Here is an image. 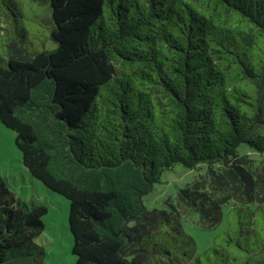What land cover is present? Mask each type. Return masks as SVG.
I'll return each mask as SVG.
<instances>
[{
	"label": "trees",
	"instance_id": "obj_1",
	"mask_svg": "<svg viewBox=\"0 0 264 264\" xmlns=\"http://www.w3.org/2000/svg\"><path fill=\"white\" fill-rule=\"evenodd\" d=\"M38 20L55 48L22 47ZM0 45V123L75 264H264V0H0ZM177 164L203 171L148 209ZM48 211L0 170V264H45Z\"/></svg>",
	"mask_w": 264,
	"mask_h": 264
},
{
	"label": "rangeland",
	"instance_id": "obj_2",
	"mask_svg": "<svg viewBox=\"0 0 264 264\" xmlns=\"http://www.w3.org/2000/svg\"><path fill=\"white\" fill-rule=\"evenodd\" d=\"M13 17V16H12ZM15 18V17H13ZM16 18L23 20L19 15ZM21 23V22H20ZM28 37L23 41L25 49L41 50L53 49L57 44L49 37L45 24L38 21H26ZM5 43V41H4ZM6 44V43H5ZM5 45H0L3 52ZM16 134L0 123V170L9 183L12 191L26 200H34L46 205L48 214L43 217L45 230L37 240L39 245H44L47 252L45 264H75L76 258L72 254L73 236L69 228L70 204L63 196L48 190L40 181L34 179L22 163L21 152L16 147ZM248 149L240 146V152ZM252 158L257 157L251 155ZM203 169L198 166L188 169L177 164L171 170L163 173L161 181L155 184L153 192L144 197V204L148 209H168L165 202L167 197L176 199L178 191L187 186H192L199 178ZM188 225V226H187ZM186 229L198 243L200 253L207 250L212 243L214 233L198 227L194 220L189 218ZM192 226V227H189ZM197 226V229L194 228Z\"/></svg>",
	"mask_w": 264,
	"mask_h": 264
}]
</instances>
